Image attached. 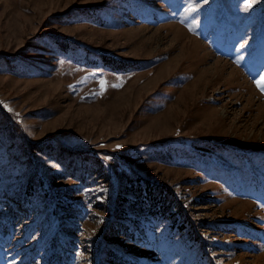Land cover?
<instances>
[{
    "label": "rangeland",
    "instance_id": "obj_1",
    "mask_svg": "<svg viewBox=\"0 0 264 264\" xmlns=\"http://www.w3.org/2000/svg\"><path fill=\"white\" fill-rule=\"evenodd\" d=\"M248 3L0 0V264H264Z\"/></svg>",
    "mask_w": 264,
    "mask_h": 264
},
{
    "label": "snow or ice",
    "instance_id": "obj_2",
    "mask_svg": "<svg viewBox=\"0 0 264 264\" xmlns=\"http://www.w3.org/2000/svg\"><path fill=\"white\" fill-rule=\"evenodd\" d=\"M248 7H251V0H249ZM257 87L264 90V76L261 77L259 81H256Z\"/></svg>",
    "mask_w": 264,
    "mask_h": 264
},
{
    "label": "trees",
    "instance_id": "obj_3",
    "mask_svg": "<svg viewBox=\"0 0 264 264\" xmlns=\"http://www.w3.org/2000/svg\"><path fill=\"white\" fill-rule=\"evenodd\" d=\"M150 191L149 192H152V190H155V189H149ZM136 195H138V194H136ZM148 197V196H147Z\"/></svg>",
    "mask_w": 264,
    "mask_h": 264
}]
</instances>
